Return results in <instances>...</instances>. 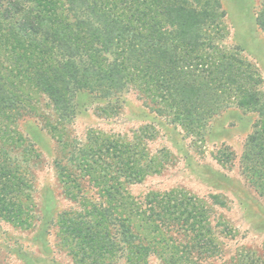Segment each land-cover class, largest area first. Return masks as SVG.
Segmentation results:
<instances>
[{
    "label": "trees",
    "instance_id": "obj_1",
    "mask_svg": "<svg viewBox=\"0 0 264 264\" xmlns=\"http://www.w3.org/2000/svg\"><path fill=\"white\" fill-rule=\"evenodd\" d=\"M257 8L252 30L256 27L259 36L264 0ZM227 18L223 0H0V22L15 19L25 40L15 56L18 66H25L26 58L35 67V58L45 67L22 78L48 95L61 118L51 127L59 142L55 164L65 192L79 198V207L61 212L56 224L60 244L75 264H148L152 255L163 259V252L170 253V264H204L222 250L199 198L182 189L150 191L143 199L127 191V184L160 172L171 161L166 148L150 153L146 139L157 132L149 126L132 140L94 128L83 143L66 136L65 126L77 115L78 94L104 98L138 86L198 139L234 105L257 114L240 168L264 197V79L243 46L223 44L230 31ZM27 41L30 49H25ZM8 80L0 74V122L9 134L3 146L25 141L12 125L24 104L9 96ZM3 146L0 218L31 229L37 220L30 195L34 180ZM235 157L228 145L217 155L224 165ZM92 189L103 199H93ZM214 198L216 204L226 203L218 194ZM252 250L216 264H264Z\"/></svg>",
    "mask_w": 264,
    "mask_h": 264
},
{
    "label": "rangeland",
    "instance_id": "obj_2",
    "mask_svg": "<svg viewBox=\"0 0 264 264\" xmlns=\"http://www.w3.org/2000/svg\"><path fill=\"white\" fill-rule=\"evenodd\" d=\"M223 2L228 11L226 22L230 29L223 44L243 46L244 54L257 64L264 79V32H259L258 36L255 26L252 30V24L255 25L253 12L256 14L261 0ZM20 34L15 19L0 22V74L9 79V96L24 104L19 107L12 125L21 132L25 141H12L13 147L9 146L12 145L10 143L3 146L7 133L2 131L1 121L0 147L9 149L10 159L15 157L23 167L30 169V177L34 180L30 195L37 205V220L33 228L23 229L0 218V264H75L60 244L56 224L61 212L79 207L76 200L79 198L70 197L65 192V184L55 164L56 157H59V142L52 135L51 127L60 125L61 118L48 95L41 92L32 80L28 82L21 76L23 73L35 75L45 67L35 58V67L32 60L30 62L26 58L22 63L25 66H18L20 60L15 56H18L16 53L21 54L19 50L23 49L25 42L20 39ZM19 44L21 47L17 50L15 47ZM30 48L27 41L25 49ZM79 95H76L77 115L65 126L66 136L71 139L85 142L91 128L117 134L127 140L134 139L139 129L145 126L157 132L154 139H146L147 147L151 154L162 148L168 149L172 154L171 161L160 172L151 173L140 182L127 184L126 189L136 199H143L150 191L182 189L202 200L207 205L208 218L222 246L219 257L202 263L228 261L245 248H251L264 257V197L246 180L240 168V157L257 114L234 105L215 117L204 139H198L175 123L176 120L173 122L168 110L166 114L161 112L162 104L158 98L138 86L104 98L89 93ZM24 110H28L25 117L21 114ZM224 145L235 152L232 164L224 165L217 159ZM88 193L93 199H103L96 190ZM216 194L226 203L216 204ZM228 228L232 229L231 233ZM163 254L165 261L152 255L148 264H170V253Z\"/></svg>",
    "mask_w": 264,
    "mask_h": 264
}]
</instances>
